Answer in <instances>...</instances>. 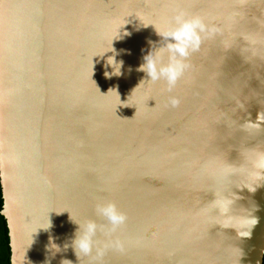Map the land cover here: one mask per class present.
Listing matches in <instances>:
<instances>
[{
    "label": "water",
    "instance_id": "obj_1",
    "mask_svg": "<svg viewBox=\"0 0 264 264\" xmlns=\"http://www.w3.org/2000/svg\"><path fill=\"white\" fill-rule=\"evenodd\" d=\"M116 4L118 3L115 0H0V215L6 223L9 264H62L64 260L71 264H89L86 257H81L79 262L71 246L78 225L70 219V215L78 222L96 220L101 224L107 223L95 212L96 205L102 202L94 201L91 204L88 199L93 182L96 181L99 189L101 183L103 190L112 189L114 195L111 200L115 204L128 202L131 196L139 194L135 191L134 180H126L128 187L122 184L118 189L113 187V176L109 172L113 158H110L109 153H97V149L106 145L111 149L110 144L116 143L120 134L125 133H118L120 122L136 125L133 135L127 137L132 142L139 141L140 131L144 130L146 133L141 134L149 139L150 134L155 133L152 145L157 149L148 155L150 164L154 165L152 176L154 171H159L158 177H155L165 180L161 177L162 173L171 172L173 158L165 143L169 139L166 138L170 133L168 127H174L176 122L160 105L149 108L151 113L146 112L144 115L137 110L138 105L137 109L130 105L131 93L138 94L136 90L143 86L142 84L138 87L140 82L148 78L145 73L136 70L144 62L143 57L146 55L138 46L146 45L140 44V39H145L146 33L138 25L133 30H127L130 35L125 36L126 30L120 26L121 16L117 13L119 7ZM90 13L99 16L82 24V16L87 17ZM258 17L262 21L259 14ZM119 27L121 38L112 41V48L119 53L116 59L120 57L121 61V56L125 53L123 42L128 36L132 42L135 40L139 43H136L139 56L131 55L129 60L126 56V62L121 68L122 75L108 78L105 71L111 72L112 68L106 67V61L113 52L106 51L109 50L111 40ZM254 29L257 31L256 27ZM249 34L247 32L248 38L254 40ZM239 39V36L235 38ZM259 43L262 44L261 41ZM245 49L253 57L251 52L258 47L245 44ZM229 53L235 56L241 67V74L231 77L241 76L247 81L257 77L264 88V70L254 73L241 60L236 48ZM254 60L253 57L252 64ZM136 87L138 88L135 89ZM253 99L258 108L257 120L258 115L264 113V100L257 96ZM125 108L128 116L122 120L121 114ZM129 110L137 112L132 115ZM153 116L159 119L163 117V122L152 120ZM145 117H150L149 122ZM211 117L221 120L215 114L211 116L207 110L196 108L194 124L191 125L192 144L188 143V137L182 142L183 148L186 143L188 148L184 156H189L190 159L180 164L179 160L178 167L174 170L186 172V161L200 169L204 161L216 154L223 155L229 148L228 161L238 162V147L243 149L255 144L264 145V125L261 129L263 132L231 130L229 136L223 138L226 140L220 143V152L210 151L212 146L205 143L196 144V141H201L202 137L198 136L204 130V120ZM219 120L218 133L224 126V120ZM111 122L113 128L108 125ZM97 130L99 132L96 134ZM240 132L245 136H239ZM209 152L210 156L205 157ZM5 155L10 160L18 159L26 168L12 163L13 161L9 163L4 159ZM150 164H147V168H150ZM20 175L21 181H18ZM9 176H12L13 184ZM145 180L150 183L146 178ZM51 184L65 190L66 194L59 198ZM235 191L242 197L237 202L238 206L254 209L253 215L258 218L250 237L239 238L234 230H221L219 226L212 227L211 223L203 221L199 223L205 227L209 224L214 229L208 231V228H202V236L195 235L194 239L189 238L187 242H177L172 237L173 242L165 244L169 241H165L169 236L161 229L153 228L156 223L147 211L150 209L153 216L154 209L150 208L151 205L149 208L144 207V204L139 206L142 198L139 194L136 202L126 204L129 209L126 214L127 223L114 234V238L119 237L122 240L131 235V238H135L133 243L136 244L137 238L141 237L137 233L139 228L144 229L146 241L149 243L146 264L206 263L199 259L202 248L205 252L212 251L213 259L209 264L224 260V264H232V253L239 255L235 249L246 257V264H261L264 251V185L257 187L255 192L247 189ZM163 194L156 193V198ZM80 196L85 199V203L78 202ZM211 198L206 197L209 200ZM187 204L191 215L197 221L195 216L198 214L199 203L187 201ZM48 220L51 227L47 230L41 228L47 227ZM217 230L222 234V241H218L216 237ZM99 239L103 240L104 237L99 236ZM117 251L108 250L102 264H117L114 259Z\"/></svg>",
    "mask_w": 264,
    "mask_h": 264
},
{
    "label": "bare ground",
    "instance_id": "obj_2",
    "mask_svg": "<svg viewBox=\"0 0 264 264\" xmlns=\"http://www.w3.org/2000/svg\"><path fill=\"white\" fill-rule=\"evenodd\" d=\"M115 1L118 3L116 5L119 7L117 13L121 16L120 26L125 23L122 28L125 29L127 33H129L127 30H133L134 28L139 27L138 25L143 27L146 35L145 39H140V44L145 43L146 45L138 46L145 51V54H147L152 47L149 41L159 47L162 42V38L157 35L153 25L145 27L137 17H140L145 23L152 22L157 26L162 27L164 21L167 18H170L176 9H183L190 15L204 16L207 20L215 23L222 29L221 35H218L214 39L206 40L202 45L201 50L191 55L190 62L192 64V68L180 81H178L172 92L166 91V84L163 81H158L155 84H150L146 81L143 83L142 88H138L136 90L138 94L130 92V105L136 109V106L138 105L139 109L137 110L141 111V114L144 115L146 112L149 113V108L160 105L163 110L168 111L169 116L172 115L174 121L176 122V125H173L174 127H168L170 133L168 135L165 133L167 135L166 138H169L165 143L167 144L165 147H169L170 156L173 158L170 166L171 172L165 174L162 173L161 175V177L165 180L157 178L158 173H160L157 170V172L154 171L155 174L153 172L154 176H152L151 170L154 168V165L150 164L148 155L157 149L155 145H152V143H154L152 139H154L155 135L153 132L150 134L151 138L149 139L146 135H144L146 133L143 132L144 130L142 132L140 131V133H138L140 137L139 141L132 142V139L127 137L133 135L136 130V125L130 124L131 122H128V125L125 122H120L121 128L118 133L124 131L125 133L120 134L116 143L110 144L111 149L109 145L97 149L98 154L105 153L107 155V153H109L110 158H113V160L110 161L109 166L111 169H109V172L113 176V187L118 189L120 184L128 187L126 180H134L133 182H135L134 184L136 185L135 191L142 196L138 205L142 206L144 204V207L148 208L151 205L150 208L154 209V217L150 214V209L149 211H146L156 223V228H153L161 229L166 236H169L165 239V241L169 240L165 244L173 242L172 237H174V240L177 242H187L189 238L194 239L195 235L200 234V236H202V233L207 228L208 231L214 229L210 228L209 224L207 227L202 225L201 223L206 220L198 214L195 216L198 221L197 222L193 215H191V209L187 204V201L198 202V208H200L203 204L209 201L206 197H212V194L209 193V189L214 185L210 177L203 175L200 169H198V167H194L195 165L191 164L189 161H186V172L176 169L174 170V168L178 167L177 163L179 160L180 164L182 161L190 159L189 156H184V153L187 152L188 148L186 146L187 143L183 148L182 142L186 137H188V143L192 144L193 138L190 134L192 130L191 125L194 124L193 119L195 120L196 108H202L205 111L207 110L211 116L215 114L218 118H221V120L218 119L220 122L224 120L222 122V125L224 126H222L220 133H218V120L214 119V117L204 120V130L203 132H200V135L198 136L203 139L201 138V141L199 140L195 143L198 145L205 143L206 145L212 146L210 151L217 150V152H220L219 145L222 141L226 140L223 138L229 136L231 130H240L239 123H243L247 119H251L252 122H256V112H258V108L253 98L257 96L258 98H262L264 100V88L260 85V80H258L257 77H253L251 81H247L241 76H237L236 78L231 77L236 74H241V67L240 63L236 61L235 56H232L229 52H231L233 48H236L241 60H243L247 67L249 65L250 69L253 70L254 73L264 70V0ZM233 12L237 13V15L233 21L229 22L227 17ZM258 14L260 15L262 21L258 19ZM89 15L87 17L85 15L82 16V24H85V22L89 21L90 18L95 20L99 16V14L92 13ZM254 27H256L257 31H255ZM247 32H250V38H253L254 40H250L248 38ZM237 33L240 38L239 40H235V38L238 37ZM128 37L123 42L125 53H123L120 59L123 63L126 62V56L127 58L131 55L139 56V53H137V42H135V40L132 42V39ZM259 41H261L262 44H260ZM245 44L247 46L256 45L258 47L257 50L251 52L255 58L253 64L251 62L253 57H250V55L246 52ZM119 58L116 60L119 61ZM232 62L233 64L231 65L230 63ZM146 79L149 78H145V80ZM170 96H175L180 99L178 107L173 108L170 104H168ZM150 101L153 102L149 103ZM90 107L93 106L90 105ZM131 112L129 110V114ZM136 112H132V115H135ZM127 116L128 111L125 108L121 114V119H126ZM145 118L148 119L149 122L150 117ZM155 118L158 117H151L152 120H160V123L163 122V117L160 119ZM142 124L145 127L144 120L142 121ZM108 125L111 127L113 126L112 122ZM92 129L95 130V127ZM105 130L108 131V129ZM98 132V130L95 131L96 134ZM156 133L161 134L162 132ZM239 134V136H245L243 135L244 133L240 132ZM229 150L230 148L227 152H223V155L221 156L225 159H229ZM241 150L243 149L238 147V156L236 155V157H238L236 158L238 162H240L239 151ZM16 153L18 154V151ZM210 153L211 152L206 154L205 157L208 158ZM11 161H13L12 163L15 162L23 168H26V166L18 159L15 160L14 158V160ZM148 163L151 165L149 166L150 168H147ZM162 170L163 169H161V172ZM106 175L108 174L106 173ZM156 175L157 177H155ZM21 176L22 175L18 177V181H21ZM114 176L116 178H114ZM145 178L149 180L150 183L146 182ZM9 179L11 184H13L14 180L12 176H9ZM109 182L111 183V181ZM22 183L23 182H21V184ZM93 184L94 185H92L89 189L90 192H92H89L90 195H88V199H90L91 204H93L94 201L95 203L99 201L102 203L112 202L111 197L114 195L112 189L103 190L102 183L101 189H99L96 181L93 182ZM93 186H95V189H92ZM51 188L53 190L55 188L54 191L57 192V196L59 198L66 194L65 190L54 187V184H51ZM12 189L14 190L13 187ZM233 191H235L234 188ZM159 192H163L164 194L162 196L159 195L156 198V193ZM188 192H190V194H188ZM139 194H137V196H131V199H129L130 201L128 202L130 204L131 201L132 203L136 202L139 198ZM79 198L78 202L85 203V199L82 196ZM191 198H194L195 200H192ZM142 201L145 202L142 203ZM128 202H120L116 203V205L122 212L127 214L129 209L126 204ZM14 204L16 205V200ZM91 204L88 203L87 205L91 206ZM258 206L259 203L256 208ZM157 208L158 211H155ZM253 208H255V206H253ZM202 228H204V230ZM141 229L142 228L140 227L139 232H137L141 235V237L137 238L138 241L135 242L136 244L133 243L135 238H131V235L121 240L124 243V251H117L118 254H114V259H116L117 264L123 262L127 264H146L148 259L146 253H148L149 243L146 241V231L144 232V229ZM119 235H121V233ZM216 237L218 241H222V234L219 230L216 231ZM219 247L220 246L218 245V248ZM139 249H141V252H139ZM234 251L239 253V255L236 256L234 252H231L233 254V256L231 255L232 264H246L247 259L242 256V252H238L236 249ZM199 253L202 254L199 258L200 262H206L202 264H209L210 261H212V251L205 252L202 248ZM224 263L225 260L216 264Z\"/></svg>",
    "mask_w": 264,
    "mask_h": 264
},
{
    "label": "clouds",
    "instance_id": "obj_3",
    "mask_svg": "<svg viewBox=\"0 0 264 264\" xmlns=\"http://www.w3.org/2000/svg\"><path fill=\"white\" fill-rule=\"evenodd\" d=\"M236 15L237 13L233 12L227 20L233 21ZM137 18L145 27L153 25L157 35L162 38L159 47L149 41L152 45L151 50L143 57L144 62L136 69L145 73L149 79L142 80L138 87L145 81L150 84L163 81L166 84V91L172 92L178 81L192 68L191 55L199 52L206 40L214 39L222 34L221 27L215 23L201 15H190L183 9H176L171 17L164 21L162 27L152 22L145 23L140 17ZM121 27L117 29L110 48L106 51L113 52L106 61V67L112 68L111 72L105 71V76L108 78L122 75L123 61L116 60L119 53L112 48L113 39L121 38L118 31ZM124 35L127 36L130 33L125 32ZM168 104L173 108L178 107L180 99L170 96ZM262 125H264V113L258 115L256 122L247 119L239 123L240 130L243 132L260 131ZM239 155L240 162L230 163L228 159L216 154L201 164V173L210 177L214 186L209 189L213 198L199 208L198 215L211 223L212 227L219 226L221 230L231 229L235 231L237 237L246 238L251 236L258 218L253 215L254 209L238 206L237 202L242 197L233 191V188L255 192L257 187L264 184V145L255 144L252 147H244L239 151ZM4 159L11 162L6 155ZM95 212L107 223L101 224L96 220L78 222L70 215V219L78 225L71 246L79 262L81 257H86L89 264H102L108 250L124 251L123 241L119 237L114 238V234L127 223L126 213L113 202L98 203ZM50 227L51 222L48 220L47 227L41 228L47 230ZM99 236H103L104 239H99ZM62 264H71V262L64 260Z\"/></svg>",
    "mask_w": 264,
    "mask_h": 264
},
{
    "label": "trees",
    "instance_id": "obj_4",
    "mask_svg": "<svg viewBox=\"0 0 264 264\" xmlns=\"http://www.w3.org/2000/svg\"><path fill=\"white\" fill-rule=\"evenodd\" d=\"M2 205L1 190H0V208ZM0 264H9V246L6 223L2 215H0ZM264 264V251L262 256V262Z\"/></svg>",
    "mask_w": 264,
    "mask_h": 264
}]
</instances>
